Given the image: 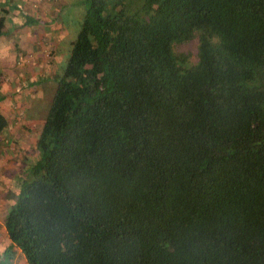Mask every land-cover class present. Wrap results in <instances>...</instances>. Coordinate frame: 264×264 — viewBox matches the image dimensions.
<instances>
[{
    "label": "trees",
    "instance_id": "1",
    "mask_svg": "<svg viewBox=\"0 0 264 264\" xmlns=\"http://www.w3.org/2000/svg\"><path fill=\"white\" fill-rule=\"evenodd\" d=\"M81 5L10 245L27 264H264V0Z\"/></svg>",
    "mask_w": 264,
    "mask_h": 264
},
{
    "label": "crops",
    "instance_id": "2",
    "mask_svg": "<svg viewBox=\"0 0 264 264\" xmlns=\"http://www.w3.org/2000/svg\"><path fill=\"white\" fill-rule=\"evenodd\" d=\"M81 1L0 0V7L7 10L0 33V110L7 117L0 133V264H27L19 249L10 245L2 225L4 211L11 203L7 199L12 182L18 174L10 168L18 162L16 154L9 153L10 145L15 144L21 158L24 144L20 138L37 124L30 112L31 103L55 86V76L67 55L61 47L69 34L67 11L73 9L80 14L77 9L83 8Z\"/></svg>",
    "mask_w": 264,
    "mask_h": 264
},
{
    "label": "rangeland",
    "instance_id": "3",
    "mask_svg": "<svg viewBox=\"0 0 264 264\" xmlns=\"http://www.w3.org/2000/svg\"><path fill=\"white\" fill-rule=\"evenodd\" d=\"M82 10H83V8H81V10L77 9V12L82 13ZM81 13L77 14L75 11H73V9H69L67 11L68 16L66 18L68 19V27H67L66 31L69 34L66 38H64L62 40V43H61V47L64 48L66 50V52H67V49L69 47V40H71L75 35V31H76V27H77L76 20L78 19V17H80ZM182 47L187 49L190 52H193L195 50V40L192 39V40L184 43L182 45ZM53 88H54V86L49 87L46 91H44V93L40 97L36 98V100H33L32 101L33 103H31L30 112H32V114H33L32 116L36 117L37 124L33 126V129H31L32 131H30V132L25 131V133L22 134L24 136H21V138H20L22 143L24 144V148L21 150V153H20L21 158L18 156V151H16V149H15V144L11 143V145H10V152L9 153H11L12 155L16 154V156L14 158L18 159L17 160L18 162H13L14 165L12 164L10 168L12 170H15L17 173H20V171L24 168L25 157H33L35 154L34 138H35L37 130H38L43 118H44L47 107L50 103ZM12 185L13 186L9 192L7 202L8 201L12 202L14 199L15 191L17 188V183H15V184L12 183Z\"/></svg>",
    "mask_w": 264,
    "mask_h": 264
},
{
    "label": "built area",
    "instance_id": "4",
    "mask_svg": "<svg viewBox=\"0 0 264 264\" xmlns=\"http://www.w3.org/2000/svg\"><path fill=\"white\" fill-rule=\"evenodd\" d=\"M34 7L36 6V4H32Z\"/></svg>",
    "mask_w": 264,
    "mask_h": 264
}]
</instances>
